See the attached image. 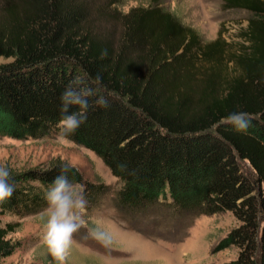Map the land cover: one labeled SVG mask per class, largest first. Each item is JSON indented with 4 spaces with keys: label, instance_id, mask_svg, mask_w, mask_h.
<instances>
[{
    "label": "trees",
    "instance_id": "1",
    "mask_svg": "<svg viewBox=\"0 0 264 264\" xmlns=\"http://www.w3.org/2000/svg\"><path fill=\"white\" fill-rule=\"evenodd\" d=\"M120 1H105L111 27L97 29L89 0H0V56L12 57L0 64V133L48 134L60 119L65 87L99 75L108 107L90 98L86 122L68 139L121 182L118 207L135 223L152 206L180 216L230 211L238 225L223 246L238 252L222 264H264V0H222L224 8L249 13L234 43L221 31L203 42L159 4L123 13L111 6ZM225 55L227 77L219 66ZM198 61L207 63L201 84L193 79ZM234 112L250 115L247 133L222 123ZM65 166L69 179L84 185L87 205L104 191L66 163L11 173L15 191L0 202V216H10L0 225V257L14 248L5 235L18 226L15 218L46 206Z\"/></svg>",
    "mask_w": 264,
    "mask_h": 264
},
{
    "label": "rangeland",
    "instance_id": "2",
    "mask_svg": "<svg viewBox=\"0 0 264 264\" xmlns=\"http://www.w3.org/2000/svg\"><path fill=\"white\" fill-rule=\"evenodd\" d=\"M105 1L108 0H89L90 21L97 29L111 27L102 15ZM153 3L196 29L203 42L216 38L219 31L226 42H240L237 34L246 26L249 16L243 9L224 8L222 0H121L111 6L124 13L131 7ZM225 58L226 55L219 66L227 77L232 72ZM11 60L12 57L0 56V64ZM206 66V62L196 63L193 79L197 84L207 74ZM55 163L75 166L85 180L105 185L95 202L86 206L84 219L89 227L93 221L98 222L112 236V243L105 246L92 238L89 227H82L74 235L65 264H222L236 257L235 246H223L224 237L238 225L230 211L180 216L152 206L147 209L148 215L136 216L135 223L134 216L116 203L121 182L91 150L68 138L59 140L57 129L37 138L18 139L0 133V166H7L11 173L45 169ZM240 164L244 170H250L247 162ZM74 184L84 189L82 183ZM46 207L47 204L36 213L15 218L18 226L5 235L14 248L9 255L0 257V264H50L51 257L42 244ZM9 218L0 216V225Z\"/></svg>",
    "mask_w": 264,
    "mask_h": 264
},
{
    "label": "clouds",
    "instance_id": "3",
    "mask_svg": "<svg viewBox=\"0 0 264 264\" xmlns=\"http://www.w3.org/2000/svg\"><path fill=\"white\" fill-rule=\"evenodd\" d=\"M106 55V51L102 52L101 58ZM101 88L103 85L99 75L88 82L72 81L65 87L60 97L61 116L55 125L59 140L67 139L86 122L90 98H94L92 104L108 107L107 97L99 94ZM222 123L231 125L237 133L245 134L251 127V118L248 113L234 112L223 118ZM69 170L70 166L60 168V173L55 176L45 195L47 207L42 244L46 254L51 257L50 264H65L74 235L82 227H89L84 219L87 201L83 188L69 179ZM11 179L10 169L0 166V202L10 199L15 191L9 183ZM89 234L105 246L112 243L110 232L98 222L93 221Z\"/></svg>",
    "mask_w": 264,
    "mask_h": 264
}]
</instances>
